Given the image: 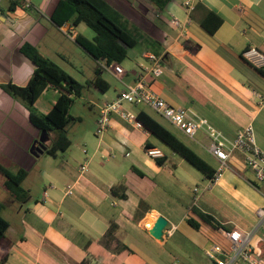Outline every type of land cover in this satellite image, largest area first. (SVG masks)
<instances>
[{
  "label": "crops",
  "instance_id": "obj_1",
  "mask_svg": "<svg viewBox=\"0 0 264 264\" xmlns=\"http://www.w3.org/2000/svg\"><path fill=\"white\" fill-rule=\"evenodd\" d=\"M59 1L31 0L32 5L24 7L18 0H0V163L12 171V167L27 169L23 186L33 172L43 180L37 188L24 186L31 193L28 201L15 204L10 200L16 208L10 218L5 217L10 225L0 245V264H216L206 253L215 244L214 234L186 222L193 206L226 226L218 230L222 239L229 241L226 233L239 228L251 234L252 247L264 246V216L260 213L264 183L263 192L257 190L229 161L218 180L211 181L144 126L116 114L98 136L99 113L96 126L82 137V147L72 148V143L64 151H69L68 156L53 164L51 159L39 164L42 152L36 156L30 147L40 131L32 125L27 105L3 86L29 82L35 64L21 50L25 43L53 61L55 56L70 61L64 40L77 43L74 37L79 32L70 23L58 26L52 20ZM108 1L140 41L129 49V61L120 64L121 74L115 73V64L97 62L120 86L103 104L144 72L147 52H158L167 68L149 80L167 102L189 108L230 137L252 123L257 144L264 150V75L239 55L244 52L254 65L264 66V0H200L223 19L214 34L191 20L183 0H170L163 13L149 0ZM175 18L185 23L183 35ZM58 95L57 89L47 87L36 102L39 111L48 112ZM126 107L136 113L143 109ZM166 120L169 129L218 170L219 160L206 149L209 140L204 131L191 138ZM147 143L161 150L162 162L148 155ZM234 159L244 175L255 178L252 170L245 169L242 152L235 153ZM84 163L88 170L81 172ZM117 184L125 186L118 194L113 191ZM159 216L168 220L167 229L176 226L163 239L149 232ZM111 222L118 228L106 247L103 239ZM122 245L127 249L117 252ZM221 258L227 259L225 255ZM237 264L246 263L240 260Z\"/></svg>",
  "mask_w": 264,
  "mask_h": 264
},
{
  "label": "trees",
  "instance_id": "obj_2",
  "mask_svg": "<svg viewBox=\"0 0 264 264\" xmlns=\"http://www.w3.org/2000/svg\"><path fill=\"white\" fill-rule=\"evenodd\" d=\"M149 1L160 13H163L170 0ZM201 10L204 12L202 15ZM122 15L108 0H60L56 4L51 18L58 26L70 23V25L75 27L84 22L92 28L95 32L93 38H89L79 32L74 37L75 41L97 62H104L108 66L111 64H122L129 59V49L134 48L140 41L137 32L129 29L125 25V20ZM189 15L191 20L197 22L210 34H214L223 21L218 14L207 8L200 0L196 2ZM21 50L35 64L34 72L26 85H18L10 82L3 87L14 98L21 100L27 105L30 111L32 125L40 133L42 130L47 131L50 136L45 152L49 155L57 156L60 152L69 149L72 144V140L68 134L69 127L77 121H81V117L74 116L70 113V108L75 98L82 94L85 87L92 88L95 91L106 92L110 88V83L102 76L103 68L99 64L95 69V76L87 80V82L82 83L58 63L43 55L36 46L25 43ZM243 53L241 52L239 54L241 59L256 72L264 75V66L258 67L254 65ZM47 87L57 89L59 95L53 107L45 113L39 111L36 102ZM137 120L161 142L169 146L173 151L187 160V162L201 171L205 177L210 180L214 178L217 171L214 165L166 125L143 109L137 111ZM151 146L152 144L147 143L145 147ZM237 152L239 151H235L229 158V165L241 173L257 190L263 192L261 187L263 183L258 181L256 177L253 179L244 175L241 168L235 164L236 160H232L234 154ZM157 158L158 162H162L160 157ZM242 163L245 169L248 168L251 170L246 164L245 159ZM133 169L138 174L144 175L139 169L135 167ZM0 174L4 177L2 185L14 199L21 203L30 199V191L23 186V182L28 175L27 169L19 168L17 171H12L0 163ZM120 189L124 190L125 186L123 184H117L113 187V191L117 194ZM121 196H125V194L121 193ZM4 208L5 203L0 201V245L6 239V232L10 225L8 219L2 214ZM186 222L196 230L205 229L212 232L214 234L213 242L221 245L225 252L228 251L230 241L222 239L218 233L220 228H227L213 214L202 210L198 206H193L187 213ZM117 228V224L111 222L103 239L106 247L109 246V240L115 237ZM124 249H127V246L122 245L117 249V252ZM253 249L259 260L264 259L263 244L258 243ZM5 257L2 261H5Z\"/></svg>",
  "mask_w": 264,
  "mask_h": 264
},
{
  "label": "built area",
  "instance_id": "obj_3",
  "mask_svg": "<svg viewBox=\"0 0 264 264\" xmlns=\"http://www.w3.org/2000/svg\"><path fill=\"white\" fill-rule=\"evenodd\" d=\"M18 1L24 7L32 5L31 0ZM197 1L183 0L182 5L190 13ZM1 6L0 3V8ZM173 22L183 35L185 23L176 18ZM145 58L148 61V66L144 68V72L134 82L127 84L113 100L107 101L102 105L99 118L97 119L96 135L100 136L110 127L112 114L118 115L128 123L143 126L137 120V113L128 109L126 104L140 105L145 103L191 138H194L201 130L206 133L209 140L206 149L221 163L211 181L218 180L221 171L227 167V161L231 155L235 151H239L244 154L245 162L253 171L256 179L264 183V150L257 144L252 123L239 130L234 137H230L206 118L199 116L189 108L170 104L153 88L151 80H149V77L158 78L164 73L163 55L151 51L146 53ZM114 71L117 74H121L123 73V67L120 64H115ZM84 151L86 152V149ZM146 151L152 157H159L163 154L156 147H147ZM80 170L81 172H86L88 170L87 163L81 164ZM195 190L197 191V188ZM260 213L264 216V209ZM175 228L176 226H172L169 229L165 228L164 233L172 234ZM226 235L230 241L227 252L219 244H214L206 252L216 264H237L240 260L246 264H261L255 250L250 245V233H243L239 228H234L228 231ZM221 255H225L227 259L221 258Z\"/></svg>",
  "mask_w": 264,
  "mask_h": 264
},
{
  "label": "rangeland",
  "instance_id": "obj_4",
  "mask_svg": "<svg viewBox=\"0 0 264 264\" xmlns=\"http://www.w3.org/2000/svg\"><path fill=\"white\" fill-rule=\"evenodd\" d=\"M75 30L85 34L89 38H93L95 35L94 30L84 22L80 23L78 26H75ZM68 40L69 38H66V40H64V49L70 61L68 62L67 60H65L66 58L62 59L56 56L54 59L56 63H58L64 69H66L78 81L85 83L87 82V80H90L95 76V69L98 63L86 50H84V48L81 45ZM65 44L67 45V50ZM128 61L129 60H127L126 62ZM163 67L165 69L167 68L165 63H163ZM102 75L111 83V87L109 88V90L106 92H100V91H93L92 88L85 87L82 91V94L75 98V101L70 108V113L72 115L81 117V121H77L76 123L71 125L72 127L70 126L71 128L69 127L70 129L68 134L73 141L72 148H74V146L75 148H77L79 145L80 147L83 146L84 142L82 141V137L87 132L92 130L94 126H96L95 120L100 113V109L105 98L113 96L116 91V88L120 87L117 84V81L109 74L107 69L103 68ZM139 107L146 109L151 114L156 116L158 119L164 121L166 125L171 127L170 123H168L164 117L158 115L157 112L151 106L145 103H141ZM139 107L136 106L134 109L137 110ZM155 138L157 137L155 136ZM157 140L159 139L157 138ZM68 152H60L59 153L60 155L57 158H54L52 155H49L45 151H43L41 154L42 157L41 159H39V164L42 163L44 164L47 159H51L53 164L56 160H60L61 158H63L66 155V153L68 156L69 154ZM85 153H87V150ZM215 164H217V162H215ZM220 164L221 163L219 161L218 166H220ZM12 169L13 171L14 170L17 171L16 170L17 168L15 169L14 167H12ZM32 174H31L32 176L28 177L27 181L24 183V186L29 185V187L31 186L35 188L40 187V185L43 183V180L41 179L42 176L41 175L38 176V174L34 172ZM3 178H4L3 175L0 174V201L5 203V209H3L2 214L4 217L10 218L12 215L11 212L16 208L15 204L20 203V201L14 199L8 193L6 188L2 185L1 181L3 180ZM11 199L13 200V202H15V204L11 203L10 201ZM198 248L199 250H201L200 246H198ZM209 259L212 261L211 258ZM261 262L262 264H264V259H262Z\"/></svg>",
  "mask_w": 264,
  "mask_h": 264
},
{
  "label": "water",
  "instance_id": "obj_5",
  "mask_svg": "<svg viewBox=\"0 0 264 264\" xmlns=\"http://www.w3.org/2000/svg\"><path fill=\"white\" fill-rule=\"evenodd\" d=\"M50 140V136L47 131L42 130L39 136L33 141L30 147V152L36 156H38L41 152H43L47 148V144ZM168 225V220L164 216H159L150 229V233L158 239H163L165 228Z\"/></svg>",
  "mask_w": 264,
  "mask_h": 264
}]
</instances>
